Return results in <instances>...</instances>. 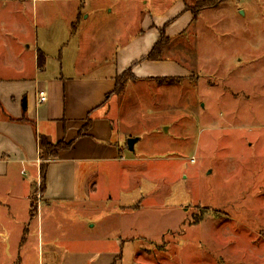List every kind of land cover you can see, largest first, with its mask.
Listing matches in <instances>:
<instances>
[{
  "label": "rangeland",
  "instance_id": "374dc122",
  "mask_svg": "<svg viewBox=\"0 0 264 264\" xmlns=\"http://www.w3.org/2000/svg\"><path fill=\"white\" fill-rule=\"evenodd\" d=\"M196 1L0 0L1 73L32 64L36 47L41 56L63 48L69 11L82 32L70 47L83 45L85 59L113 64L109 45H134L145 16L158 25L181 2L192 9ZM216 2L175 45L188 75L127 81L116 125L139 140L135 152L121 136L130 160L91 165L86 201L58 211L54 231L44 217L45 238L65 244L104 234L136 237L120 242L118 264H264V0ZM93 31L90 42L85 35ZM40 185L32 189L34 209ZM7 204L0 202V264H19L20 253L23 264H39L47 248L36 219L29 220L25 201ZM132 206L139 209L126 210ZM90 219L96 229L84 231Z\"/></svg>",
  "mask_w": 264,
  "mask_h": 264
},
{
  "label": "crops",
  "instance_id": "0c3cea01",
  "mask_svg": "<svg viewBox=\"0 0 264 264\" xmlns=\"http://www.w3.org/2000/svg\"><path fill=\"white\" fill-rule=\"evenodd\" d=\"M177 9L176 14L166 15L162 22H157L158 25L151 16H145L148 24L145 26L142 22L134 45L121 42L119 46L109 45L113 64L109 58L98 63L100 58L96 55L85 59L83 45L70 47V42L81 38L82 32L73 28V15L69 11L67 40L56 53L42 52V68L38 60L41 53L37 47L32 55V64L14 67L13 77L2 74L0 68V202H7L9 209H14L17 201L26 202L28 218L31 222L36 219L38 239L47 248L39 264H118L122 258L121 243L136 239L127 234H116V238L104 234L60 244L51 235L44 237V217L50 216L46 225L49 232L56 230L59 224L54 216L58 211L74 208L86 201L89 195L86 180L91 176V165L108 167L130 160L120 137H126L127 143L131 135L127 137L116 125L119 122L117 116L120 117L124 108L126 86L121 99L116 95L107 97L114 91L118 77L130 68L135 80L129 81L133 82L183 77L191 72L190 66L182 67L177 60L175 45L177 42L181 45L179 41L182 37H189L187 29L194 23L193 15L184 9L182 2ZM179 24L181 26L177 28ZM162 27L171 40L164 51V59L143 61L157 43L158 31L163 30ZM95 34L93 31L85 38L91 42ZM40 93L46 95L44 103L39 102ZM115 98L120 102H114ZM23 100L26 101V112L23 111ZM114 109L117 113L113 114ZM87 119L91 120V124L84 131ZM43 140L50 144L64 142L71 145L59 151L57 157L50 158L42 147ZM46 157L51 159L46 166V188L39 194L40 203L32 217L30 198L41 174L38 160ZM261 172L264 178V166ZM80 175L85 176L82 178ZM136 209L139 207L126 208L135 212ZM122 214L132 213L122 210ZM82 225L84 231L89 232L96 229L97 222L93 223L90 219ZM28 227L23 231L30 233ZM113 240L119 244L114 249H106ZM24 260V255L20 253L19 264H23Z\"/></svg>",
  "mask_w": 264,
  "mask_h": 264
},
{
  "label": "trees",
  "instance_id": "16d2710c",
  "mask_svg": "<svg viewBox=\"0 0 264 264\" xmlns=\"http://www.w3.org/2000/svg\"><path fill=\"white\" fill-rule=\"evenodd\" d=\"M216 0H201V1H196L193 4V8L192 9H186L190 10L192 12L193 15V21L195 22L200 14V12L204 9H210L214 6H216ZM171 40H169V38L165 35V29L160 31V36L159 39L157 40V43L152 47L151 51L149 52V54L147 56H145L144 59H142L143 61H158V60H162L164 59V51L167 47V45L170 43ZM42 56L39 55L38 60H39V64H40V68L43 67V63L44 60H40ZM43 58V57H42ZM44 59V58H43ZM132 70L131 68L128 69L127 71H125L121 77H118L116 79V83H115V88L114 91L108 95L107 97L111 96V95H116L118 97H121L123 92L125 91V86L127 84L128 80H135V78L133 77V74L131 73ZM22 107H23V111L26 112L27 107H26V101L23 100L22 101ZM88 123L87 125L83 128L84 131H87L90 127L91 124V120L87 119ZM71 144H65L64 142L61 143H57V144H50L47 141L43 140L42 141V147L44 148L45 152L48 154V156L50 158H55L58 156L59 151H62V149H67L70 147ZM48 164V163H47ZM47 164L43 163L40 165L41 168V174H40V184H41V188H40V192L43 193L45 188H46V184H45V179H46V166ZM33 213H34V208H31V213L30 215H32L33 217Z\"/></svg>",
  "mask_w": 264,
  "mask_h": 264
},
{
  "label": "built area",
  "instance_id": "2783aa9c",
  "mask_svg": "<svg viewBox=\"0 0 264 264\" xmlns=\"http://www.w3.org/2000/svg\"><path fill=\"white\" fill-rule=\"evenodd\" d=\"M236 1H237V2H242L243 0H236ZM45 100H46V95H45V93H40L39 102H40V103H44ZM50 161H51V159L48 158V157H46V158H40V159L38 160V164H39V165H41V164H43V163L47 164V163L50 162ZM38 184L40 185V181H39ZM40 187H41V185H40ZM38 198H39V194H38ZM39 200H40V199H39ZM38 206H39V205H38Z\"/></svg>",
  "mask_w": 264,
  "mask_h": 264
},
{
  "label": "water",
  "instance_id": "95a60500",
  "mask_svg": "<svg viewBox=\"0 0 264 264\" xmlns=\"http://www.w3.org/2000/svg\"><path fill=\"white\" fill-rule=\"evenodd\" d=\"M240 14L243 15L244 12H240ZM138 141H139L138 139H133V138L128 139L127 140V148H128V150H130L131 152H135L134 145Z\"/></svg>",
  "mask_w": 264,
  "mask_h": 264
}]
</instances>
